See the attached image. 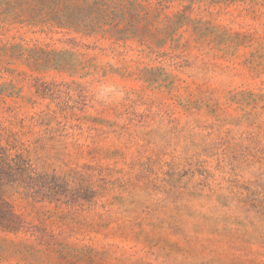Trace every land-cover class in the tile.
Segmentation results:
<instances>
[{"label":"rangeland","instance_id":"rangeland-1","mask_svg":"<svg viewBox=\"0 0 264 264\" xmlns=\"http://www.w3.org/2000/svg\"><path fill=\"white\" fill-rule=\"evenodd\" d=\"M49 12L1 22L0 129L96 195L12 194L28 231L0 233V264H264V0L194 5L161 47Z\"/></svg>","mask_w":264,"mask_h":264},{"label":"trees","instance_id":"trees-1","mask_svg":"<svg viewBox=\"0 0 264 264\" xmlns=\"http://www.w3.org/2000/svg\"><path fill=\"white\" fill-rule=\"evenodd\" d=\"M183 1H186L184 9L173 16H161L163 8L170 3ZM246 2L247 0H0V6H4V10L0 12V26L1 22L10 17L15 6L34 4L49 9V19L56 21L58 26L84 36L136 38L161 47L168 41L176 40L178 28L190 24L186 13L194 5L208 7L214 4ZM147 44L152 48L150 43ZM16 136L14 131L0 129V233L16 235L21 231H28L23 218L9 201L14 193L34 201L65 204H72V198L87 202L93 199L96 193L90 186L81 187L78 180L69 188L67 177L36 172L23 153L26 148L21 146L23 143L18 145Z\"/></svg>","mask_w":264,"mask_h":264}]
</instances>
